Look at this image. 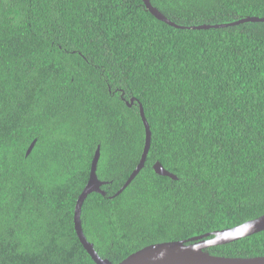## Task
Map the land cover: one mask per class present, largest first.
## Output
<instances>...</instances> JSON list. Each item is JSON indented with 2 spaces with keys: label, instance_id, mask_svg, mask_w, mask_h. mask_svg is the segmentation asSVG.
Masks as SVG:
<instances>
[{
  "label": "trees",
  "instance_id": "trees-1",
  "mask_svg": "<svg viewBox=\"0 0 264 264\" xmlns=\"http://www.w3.org/2000/svg\"><path fill=\"white\" fill-rule=\"evenodd\" d=\"M150 1L185 28L143 0H0V264H96L74 216L99 146L81 220L113 264L264 215V22L189 29L264 0ZM207 252L262 257L264 231Z\"/></svg>",
  "mask_w": 264,
  "mask_h": 264
},
{
  "label": "water",
  "instance_id": "water-1",
  "mask_svg": "<svg viewBox=\"0 0 264 264\" xmlns=\"http://www.w3.org/2000/svg\"><path fill=\"white\" fill-rule=\"evenodd\" d=\"M143 2L147 10L159 21H162L170 25L171 27H175L178 29L185 28L173 23L157 8H155L151 4L150 0H143ZM246 22H264V18H247L237 22H233L231 24H223L216 26L202 25L197 27H190L189 29L208 30L212 28H226L230 26L244 24ZM133 104H134V99H132L130 102H127V105L129 107H132ZM140 113L146 131V144H145L143 156L140 161V164L137 166V168L132 173L131 177L126 182V184L124 185V187L121 189L120 192H123L133 182V180L137 177V175L141 172V170L145 167V163L150 151L152 133L148 120L145 116L144 107L142 105H140ZM35 144L36 141H34L31 144L30 148L28 149L27 156L30 155ZM100 156H101V147L99 146L95 153V157L92 163L89 181L84 191L78 198L76 204L74 223H75V230L77 232V235L81 243L83 244L88 254L92 257L94 262L96 264H113L109 260L101 258L97 253L94 245L88 241L84 233L82 220H81L82 207L88 196L92 193H100L102 195H106L105 191L101 190V187L103 186V184H105V182L100 181L96 173ZM154 169L156 173H158L161 176H167V177H171L172 179H177L175 175L165 170L160 163H157ZM262 231H264V215L255 220L245 222L244 224H241L239 226L230 229L217 231L203 236H197L182 241H171V242L149 245L131 254L119 264H264V256L250 257V258H233V257L216 256L207 252V249L210 247L226 245L238 241L242 238H246L254 234L260 233Z\"/></svg>",
  "mask_w": 264,
  "mask_h": 264
}]
</instances>
